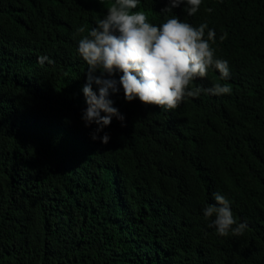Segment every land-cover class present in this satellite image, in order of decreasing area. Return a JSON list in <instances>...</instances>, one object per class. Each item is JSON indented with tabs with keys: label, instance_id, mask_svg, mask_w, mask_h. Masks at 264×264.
Wrapping results in <instances>:
<instances>
[{
	"label": "trees",
	"instance_id": "obj_1",
	"mask_svg": "<svg viewBox=\"0 0 264 264\" xmlns=\"http://www.w3.org/2000/svg\"><path fill=\"white\" fill-rule=\"evenodd\" d=\"M113 2L0 0V264H264V0L174 9L225 35L213 47L230 79L210 70L191 86L231 93L165 111L121 92L126 119L103 144L81 120L76 40ZM165 2L140 8L157 23ZM45 54L53 64L38 62ZM217 191L247 221L243 235L208 227L202 208Z\"/></svg>",
	"mask_w": 264,
	"mask_h": 264
},
{
	"label": "clouds",
	"instance_id": "obj_2",
	"mask_svg": "<svg viewBox=\"0 0 264 264\" xmlns=\"http://www.w3.org/2000/svg\"><path fill=\"white\" fill-rule=\"evenodd\" d=\"M141 3L114 0L87 34L76 40V52L88 66L81 89L86 104L81 120L85 127L95 125L89 133L93 141L108 144L111 137L105 129L113 118L125 121L112 98L121 92L126 102L138 100L146 107L155 105L167 111L188 98L232 91L220 82L191 86L210 70L218 72L221 81L229 80L231 73L229 60L217 56L213 47L225 35L217 37L207 21L196 26L174 12L180 8L187 17H194L203 0H166L157 23L149 20ZM76 31L82 34L86 29L80 26ZM38 62L54 63L46 54L39 56ZM212 197L215 203L202 208L203 217L210 221L208 227L220 237L243 235L248 223L234 217L230 200L219 191Z\"/></svg>",
	"mask_w": 264,
	"mask_h": 264
},
{
	"label": "bare ground",
	"instance_id": "obj_3",
	"mask_svg": "<svg viewBox=\"0 0 264 264\" xmlns=\"http://www.w3.org/2000/svg\"><path fill=\"white\" fill-rule=\"evenodd\" d=\"M34 195V194H33Z\"/></svg>",
	"mask_w": 264,
	"mask_h": 264
}]
</instances>
